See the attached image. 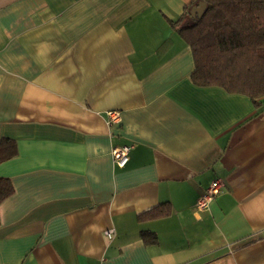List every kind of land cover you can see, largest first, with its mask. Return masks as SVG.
Masks as SVG:
<instances>
[{
  "label": "crops",
  "instance_id": "crops-1",
  "mask_svg": "<svg viewBox=\"0 0 264 264\" xmlns=\"http://www.w3.org/2000/svg\"><path fill=\"white\" fill-rule=\"evenodd\" d=\"M191 1L0 0V264H264V96L191 81Z\"/></svg>",
  "mask_w": 264,
  "mask_h": 264
},
{
  "label": "trees",
  "instance_id": "trees-1",
  "mask_svg": "<svg viewBox=\"0 0 264 264\" xmlns=\"http://www.w3.org/2000/svg\"><path fill=\"white\" fill-rule=\"evenodd\" d=\"M199 2L206 7L196 11ZM170 24L192 48L195 69L190 79L194 84L245 94L260 106L264 96V0H192L179 21L170 20ZM18 152L14 139L0 140V164ZM14 191L11 179L0 176V204ZM171 213L167 201L141 212L137 219L144 222ZM141 237L147 245L158 242L152 231H142Z\"/></svg>",
  "mask_w": 264,
  "mask_h": 264
},
{
  "label": "built area",
  "instance_id": "built-area-1",
  "mask_svg": "<svg viewBox=\"0 0 264 264\" xmlns=\"http://www.w3.org/2000/svg\"><path fill=\"white\" fill-rule=\"evenodd\" d=\"M120 114L116 111L108 112V122L114 123L120 121ZM132 146L128 144H123L120 146H116L112 149V156L114 163L117 167L123 168L129 161V155ZM223 188V181L219 179H215L211 181L207 189L205 190L204 194L201 195L195 204V214H200L210 209V206L217 195H219ZM105 235L108 238L113 237L114 230L109 229L105 231Z\"/></svg>",
  "mask_w": 264,
  "mask_h": 264
},
{
  "label": "water",
  "instance_id": "water-1",
  "mask_svg": "<svg viewBox=\"0 0 264 264\" xmlns=\"http://www.w3.org/2000/svg\"><path fill=\"white\" fill-rule=\"evenodd\" d=\"M202 6L206 7V3L199 2L197 5L194 6V9H196V11H199Z\"/></svg>",
  "mask_w": 264,
  "mask_h": 264
}]
</instances>
